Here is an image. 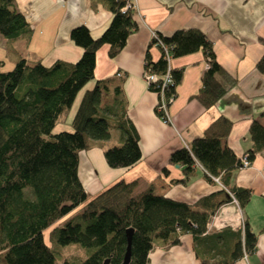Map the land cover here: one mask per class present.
<instances>
[{
	"label": "trees",
	"instance_id": "16d2710c",
	"mask_svg": "<svg viewBox=\"0 0 264 264\" xmlns=\"http://www.w3.org/2000/svg\"><path fill=\"white\" fill-rule=\"evenodd\" d=\"M98 3L115 15L110 31L87 43L77 61L56 60L45 66L39 61L26 62L13 46L18 39L26 44L32 28L14 0H0V34L6 39V58L13 62L11 69L2 70L4 60L0 59V264H55L59 258L61 264H104L105 260L122 264L127 228L133 229L128 264H148L147 255L153 248L177 245L185 233L192 236L197 264H234L244 253H254L256 233L246 224L243 231L225 227L206 232L209 215L222 203L206 208L214 193L188 204L157 194L151 185L136 192V182L122 180L93 198L84 190L77 176L78 153L92 141L101 144L107 140L112 128L120 131L121 143L103 147L107 165L128 167L140 158L138 135L125 115L119 86L112 89V104L105 106H101V97L110 89L101 81L86 87L71 118L72 130L52 133L59 116L93 78L96 50L106 43L108 55L115 56L138 28L136 10H122L124 0H91L93 6ZM86 32V27L78 26L71 30L70 37ZM155 34L144 57V69L149 72L162 75L170 66L164 47L170 60L202 52L206 67L193 97L204 108L215 105L237 84L217 61L212 43L202 31L184 28L169 36ZM151 46L160 51L155 61L148 52ZM255 69L264 74V53ZM183 70L170 66L172 83L163 87L166 101L176 97ZM161 83L159 78L147 85L158 98ZM155 110L164 118L163 112ZM231 127L232 120L219 115L201 136L172 151L168 163L181 167L182 177L175 180L181 184L191 179L199 163L209 182H213L210 175L218 176L244 207L250 201V190L230 186L232 172L241 166V158L227 145ZM248 136L253 148L244 154L251 162L254 153L262 151L264 160V126L252 119ZM163 172H167L166 167ZM222 191L227 193L224 188ZM54 224L48 233L50 245H46L43 231ZM72 243L80 247L79 254L60 257L58 248Z\"/></svg>",
	"mask_w": 264,
	"mask_h": 264
},
{
	"label": "crops",
	"instance_id": "0c3cea01",
	"mask_svg": "<svg viewBox=\"0 0 264 264\" xmlns=\"http://www.w3.org/2000/svg\"><path fill=\"white\" fill-rule=\"evenodd\" d=\"M14 3L32 28L26 44L20 39L13 41L28 63L39 61L49 66L56 60L75 62L87 43L104 37L116 22L112 12L99 3L91 5V0H14ZM134 4L138 28L128 35L115 56L108 55L106 43L96 50L93 78L86 87L101 81L110 89L108 94H102L101 106L112 104V89L120 87L125 115L138 135L140 158L128 167L107 165L103 147L121 143L120 131L112 128L107 140L101 144L92 141L88 148L79 151L77 176L90 198L122 180L136 182V192L151 185L157 194L188 204L214 193L206 208L222 202L216 211L221 206L233 210L234 204L228 200L227 193L214 181L209 182L199 167L186 184L176 183L182 177L181 167L170 165L168 158L172 151L201 136L204 128L219 115L232 120L227 145L238 158L253 148L248 136L250 122L256 119L264 126V74L255 69L256 61L264 53V0H134ZM78 26L86 27L87 32L71 38V30ZM184 28H196L208 37L217 61L237 79V84L215 105L204 108L193 97L206 67L202 52L171 58L172 68L184 70L166 121L156 113L157 94L144 81V57L152 32L169 36ZM2 42L6 51L4 37ZM148 52L153 61L160 56L156 46H151ZM117 72L123 76H116ZM230 186L250 190V201L239 207L244 225L256 233L255 252L244 253L234 264H264L262 151L254 153L249 166L232 172ZM55 225L43 231L46 245H50L48 233ZM147 262L197 264L192 236L185 233L179 244L168 248L156 246L148 253Z\"/></svg>",
	"mask_w": 264,
	"mask_h": 264
},
{
	"label": "built area",
	"instance_id": "2783aa9c",
	"mask_svg": "<svg viewBox=\"0 0 264 264\" xmlns=\"http://www.w3.org/2000/svg\"><path fill=\"white\" fill-rule=\"evenodd\" d=\"M126 8H135L134 0H124V6L122 7V10H125ZM136 9V8H135ZM155 37L156 34L155 32H152L151 37ZM164 50L166 52V57L170 61V54L167 51V48L164 47ZM143 78L144 81L149 85L152 82H156L159 78L162 81L161 85V91L159 93V98L158 102L156 105L157 110L163 112L164 115V120H168V106L166 105L167 102L171 103L173 98H169L168 101L164 98V93H163V87L168 84L172 83V76L170 73V66L167 67V70L164 74L158 75L153 72H149L147 69H144L143 72ZM116 76L121 77L123 76L122 72H117ZM251 164L250 160L248 159V154H244L241 157V166L240 168L247 167ZM197 167H199L203 172H206L205 168H203L199 163H196ZM211 179L220 186V188H224L229 197L231 202L234 204V209L233 210H228L225 206H221L217 211L214 213L210 214L206 223V232H211V231H218L221 230L222 228L225 227H230L232 229H240L243 231L244 229V220L242 218V212L239 207L238 201L236 198L233 196L231 192H229L220 182L218 176H213L210 175Z\"/></svg>",
	"mask_w": 264,
	"mask_h": 264
},
{
	"label": "rangeland",
	"instance_id": "374dc122",
	"mask_svg": "<svg viewBox=\"0 0 264 264\" xmlns=\"http://www.w3.org/2000/svg\"><path fill=\"white\" fill-rule=\"evenodd\" d=\"M2 41H3V36L0 34V59L5 61L4 65L2 66V70H9V69L12 68L13 65H12V62L8 58H6V56H5V54H6L5 52L6 51L4 50ZM85 89H86V85L77 94L73 105L70 108L66 109L61 114V116H60V118L58 120V123L56 124V126L53 129L52 133H57V132L63 131V130H66V131H71L72 130V127L70 125L71 118H72V116L74 114V110L76 108V105H77L79 99L81 98L82 92ZM26 190L29 191L28 189H26ZM78 248H80V247L77 244H73V243L60 246L58 248V250H60V257H64V256L70 255L72 253L74 254V253H77V252L79 254ZM55 264H61L60 258L56 260Z\"/></svg>",
	"mask_w": 264,
	"mask_h": 264
},
{
	"label": "water",
	"instance_id": "95a60500",
	"mask_svg": "<svg viewBox=\"0 0 264 264\" xmlns=\"http://www.w3.org/2000/svg\"><path fill=\"white\" fill-rule=\"evenodd\" d=\"M132 232H133L132 228H127V230H126L127 246H126V252H125V256H124L122 264H128V262H129V253H130V244H131ZM104 264H108V261L105 260Z\"/></svg>",
	"mask_w": 264,
	"mask_h": 264
}]
</instances>
